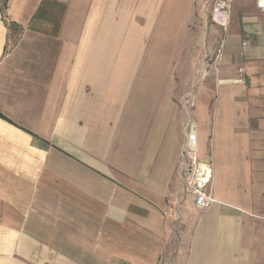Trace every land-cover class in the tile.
Segmentation results:
<instances>
[{"label":"crops","instance_id":"crops-1","mask_svg":"<svg viewBox=\"0 0 264 264\" xmlns=\"http://www.w3.org/2000/svg\"><path fill=\"white\" fill-rule=\"evenodd\" d=\"M214 7L0 0V264H264V12L232 0L219 24ZM208 18L186 113L182 40L193 69ZM188 124L205 210L182 186Z\"/></svg>","mask_w":264,"mask_h":264},{"label":"built area","instance_id":"built-area-1","mask_svg":"<svg viewBox=\"0 0 264 264\" xmlns=\"http://www.w3.org/2000/svg\"><path fill=\"white\" fill-rule=\"evenodd\" d=\"M232 0H215L213 16L216 22L223 24V12L228 8ZM256 7L264 12V0H255ZM195 96H190L188 100L183 101V106L193 107ZM195 133L190 124L185 129V141L182 147V163L179 165L181 175L184 177V192L193 197L194 206L198 210L208 209L214 199L210 194V185L212 180L211 163L198 157L195 148ZM173 206L168 203L166 214L173 212Z\"/></svg>","mask_w":264,"mask_h":264},{"label":"rangeland","instance_id":"rangeland-1","mask_svg":"<svg viewBox=\"0 0 264 264\" xmlns=\"http://www.w3.org/2000/svg\"><path fill=\"white\" fill-rule=\"evenodd\" d=\"M209 24L211 25L212 22L207 21V27L203 28V34L204 38H199L200 41H203V51H201V54L198 55L199 60L195 64L193 69H189V65L186 63L189 60L186 59V55L188 56L189 51L186 49V47L189 45L188 42H186L187 38H183L182 40V66L187 69V73L183 74L181 77V87H177L175 90V104H178L179 108L183 112H189L190 110H194L196 107V103L199 99V92L203 89L206 88L207 84H209ZM216 30H219L220 27L212 24ZM193 29V26L190 24L187 25L186 31H190ZM53 31V30H52ZM51 31V32H52ZM56 31V30H55ZM55 38V32L54 36ZM14 38V37H13ZM15 38H18L15 36ZM213 38H218L217 34H214ZM54 45H57V42H54ZM188 51V52H187ZM193 52V51H192ZM175 77L179 79L180 77V72L178 68L175 67ZM198 92V93H197ZM195 96V102L193 107H188V106H183V101L188 100L190 96ZM199 102H203L205 104L209 105V93H206L203 95V98L199 100ZM198 102V103H199ZM186 112V113H187ZM206 144L204 145V148L206 149ZM205 149L203 150L205 152ZM182 154L181 158L179 161V165L182 163ZM182 186H183V191L185 187L184 183V177L182 175Z\"/></svg>","mask_w":264,"mask_h":264},{"label":"trees","instance_id":"trees-1","mask_svg":"<svg viewBox=\"0 0 264 264\" xmlns=\"http://www.w3.org/2000/svg\"><path fill=\"white\" fill-rule=\"evenodd\" d=\"M11 29L14 28L15 26L14 25H10Z\"/></svg>","mask_w":264,"mask_h":264}]
</instances>
